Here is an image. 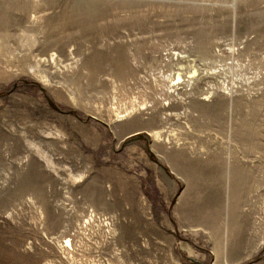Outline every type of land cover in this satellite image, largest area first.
I'll list each match as a JSON object with an SVG mask.
<instances>
[{
    "label": "rangeland",
    "instance_id": "obj_1",
    "mask_svg": "<svg viewBox=\"0 0 264 264\" xmlns=\"http://www.w3.org/2000/svg\"><path fill=\"white\" fill-rule=\"evenodd\" d=\"M0 264H264V0H0Z\"/></svg>",
    "mask_w": 264,
    "mask_h": 264
},
{
    "label": "crops",
    "instance_id": "obj_2",
    "mask_svg": "<svg viewBox=\"0 0 264 264\" xmlns=\"http://www.w3.org/2000/svg\"><path fill=\"white\" fill-rule=\"evenodd\" d=\"M166 168L165 166H163ZM172 174V172L170 171ZM175 182L178 184L179 179L175 176ZM230 179V178H228ZM221 179H217L219 181ZM179 185V184H178ZM177 185V186H178ZM215 190V192H214ZM186 190L184 189V192ZM215 193L216 198V209L217 211H203L196 213L195 211H191L190 218L192 219L189 224L185 227L186 229H231V219H230V204H231V186L230 184L217 183L215 186H208L207 192L209 195L211 193ZM209 198H211L209 196ZM179 229H183L179 226Z\"/></svg>",
    "mask_w": 264,
    "mask_h": 264
},
{
    "label": "bare ground",
    "instance_id": "obj_3",
    "mask_svg": "<svg viewBox=\"0 0 264 264\" xmlns=\"http://www.w3.org/2000/svg\"><path fill=\"white\" fill-rule=\"evenodd\" d=\"M123 118H120L119 116H118V118H117V121H120V120H122Z\"/></svg>",
    "mask_w": 264,
    "mask_h": 264
}]
</instances>
